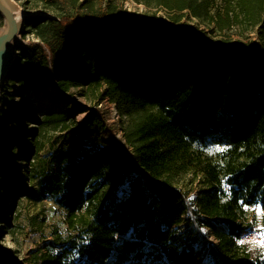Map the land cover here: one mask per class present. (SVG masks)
I'll use <instances>...</instances> for the list:
<instances>
[{
  "label": "trees",
  "instance_id": "16d2710c",
  "mask_svg": "<svg viewBox=\"0 0 264 264\" xmlns=\"http://www.w3.org/2000/svg\"><path fill=\"white\" fill-rule=\"evenodd\" d=\"M98 1L95 8L94 0H46L53 16L24 20V33L36 42L19 50L7 75L16 93L2 89L0 128L15 118L6 106L28 108L9 103L6 94L24 97L30 84L55 78L53 88L69 109L27 118L37 128L23 162L26 180H38L30 197H54L67 231L54 229L29 262L13 264H199L206 255L212 264H264V230L247 218V207L264 209V0H222V11L211 17L222 30L256 31L246 48L216 46L194 29L137 24L117 13L115 0ZM137 1L179 21L184 11L199 18L206 0ZM74 94L114 105L125 118L126 144L97 109L75 123L89 107ZM51 130L65 134L35 168L40 139ZM211 146L226 148L216 162L193 161L196 148ZM9 148L6 157L22 160L15 159V143ZM188 173L204 180L194 200L183 188ZM0 179L18 196L26 190L1 162Z\"/></svg>",
  "mask_w": 264,
  "mask_h": 264
},
{
  "label": "rangeland",
  "instance_id": "374dc122",
  "mask_svg": "<svg viewBox=\"0 0 264 264\" xmlns=\"http://www.w3.org/2000/svg\"><path fill=\"white\" fill-rule=\"evenodd\" d=\"M16 9L23 12L26 16H53L54 13L46 11L44 6L46 0H35V2L28 3L27 0H10ZM94 6L97 8L99 1L94 0ZM29 5V11H26L22 4ZM117 13L121 14L137 24L149 23L156 25L162 30L175 31L185 30L190 32L195 30L197 38L204 39L214 43L219 47H248L249 43L257 38L256 31L248 30L241 26L233 28H225L222 30L217 24H214L211 17H216L222 11L224 4L222 0H206L199 18L193 16L190 12L184 11L180 13L181 18L175 21L170 11L158 10L154 6H147L144 2L137 0H115ZM60 13H67L69 15L76 14L74 9L57 8ZM2 30V29H1ZM0 30V32H1ZM19 34V43L17 51L14 53V60L17 53L23 47L30 43L36 42L32 34L24 33V26L21 28ZM7 76L5 81L1 82L0 99L2 96V89L6 87L12 94L16 90L6 86L8 85ZM52 84V77L46 75L37 84H30L26 95L14 96L11 98L6 94L9 103L22 104L28 107L26 111L19 109L13 110L6 106L5 111L10 117L8 122L0 128V162L9 165L13 175L17 177L21 183L24 184L26 190H22L21 196H18L19 191L8 184H4L3 179H0V215L4 220H0V261L2 264H13L29 262L32 257V251L36 245L42 242L52 240L54 229H58L60 233L66 234L67 227L65 224L66 215L64 210L56 204V199L51 196H42L40 193L34 198H31L29 193H33L39 189L38 180L30 182L24 173L26 164L23 162L25 157L24 149H29L28 141L31 133L37 128V125L28 121V117H33L34 113L42 115L45 111L64 112L66 111V98L58 95L54 90ZM7 93V92H6ZM74 100L87 105L89 109L76 117L75 123H81L92 116L94 110H99L106 120V124L112 130L115 140H121L120 129L123 127L125 118L120 117L114 107L108 101H104L100 106L88 102L85 98H81L74 94ZM70 107L74 106L75 102L69 101ZM18 120L19 123L13 124V120ZM74 124V123H73ZM65 132L48 131L40 143L43 148L34 157L31 164L35 168L39 165L40 159L49 158L54 150L58 148L61 139ZM11 143H15L17 148L15 150V159H22L14 161L6 157ZM226 148L223 146H211L206 149H195L191 154L195 163L204 162L207 159L213 162L218 160V154ZM203 177L198 175L196 178L193 173H188L184 176L186 191H192L190 199H196L197 191L205 187ZM16 181L12 182L15 185ZM53 206L57 207L55 211ZM247 218L250 223L254 224L258 230H264V209L259 206L247 207ZM206 233H210L209 229H205ZM254 236V235H253ZM252 239L247 237L246 240ZM212 241V240H211ZM199 264H212L210 256H204Z\"/></svg>",
  "mask_w": 264,
  "mask_h": 264
},
{
  "label": "water",
  "instance_id": "95a60500",
  "mask_svg": "<svg viewBox=\"0 0 264 264\" xmlns=\"http://www.w3.org/2000/svg\"><path fill=\"white\" fill-rule=\"evenodd\" d=\"M5 5L0 0V15L4 20V26L0 32V87L1 82L9 74L14 63V53L18 45L11 46L12 40L19 37L24 26V20L28 17L23 12L16 9L10 0H4ZM6 2L8 4H6ZM21 20L19 21V17Z\"/></svg>",
  "mask_w": 264,
  "mask_h": 264
},
{
  "label": "built area",
  "instance_id": "2783aa9c",
  "mask_svg": "<svg viewBox=\"0 0 264 264\" xmlns=\"http://www.w3.org/2000/svg\"><path fill=\"white\" fill-rule=\"evenodd\" d=\"M54 83H56V80H55V78H52V84L54 85ZM120 134H121V140L120 141H118L120 144H122V145H125L126 143H125V140H124V136H123V132H122V129H120V132H119ZM53 209L56 211L57 210V207L56 206H53ZM251 238H253V239H256L257 237H255V236H250ZM261 239H264V236L263 237H261Z\"/></svg>",
  "mask_w": 264,
  "mask_h": 264
},
{
  "label": "bare ground",
  "instance_id": "6f19581e",
  "mask_svg": "<svg viewBox=\"0 0 264 264\" xmlns=\"http://www.w3.org/2000/svg\"><path fill=\"white\" fill-rule=\"evenodd\" d=\"M1 2L5 5V2H4V0H1ZM6 4H8L7 2H6ZM21 20V16L19 17V21ZM19 43V38L17 37V38H15L14 40H12V42H11V46H14V45H16V44H18Z\"/></svg>",
  "mask_w": 264,
  "mask_h": 264
}]
</instances>
